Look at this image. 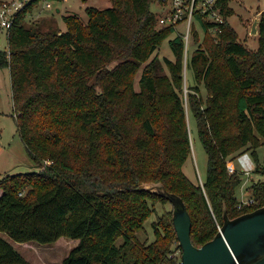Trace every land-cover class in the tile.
<instances>
[{
  "label": "trees",
  "instance_id": "obj_1",
  "mask_svg": "<svg viewBox=\"0 0 264 264\" xmlns=\"http://www.w3.org/2000/svg\"><path fill=\"white\" fill-rule=\"evenodd\" d=\"M39 1L17 13L8 48L0 49V66L11 69L17 128L36 168L0 181V264H34L1 232L20 242L79 239L62 264H180L171 212L153 222L155 239L138 236L156 204L169 201L145 190L147 182L183 197L197 246L218 233L225 206L236 217L264 205L259 179L252 184L257 203L238 209L243 176L227 166L246 148L258 160L264 144V13L256 50L229 21L231 0L213 5L224 22L197 14L205 46L189 61L197 84L188 103L208 154L200 184L184 171L192 153L182 95L185 41L170 39L174 60L153 56L174 32L157 28V0L90 6L87 22L64 15L66 30L27 23ZM216 26L221 31L212 32Z\"/></svg>",
  "mask_w": 264,
  "mask_h": 264
},
{
  "label": "rangeland",
  "instance_id": "obj_2",
  "mask_svg": "<svg viewBox=\"0 0 264 264\" xmlns=\"http://www.w3.org/2000/svg\"><path fill=\"white\" fill-rule=\"evenodd\" d=\"M22 1L27 4L31 0ZM47 2H51V7L46 5ZM111 5V0H40L35 3L32 12L27 15L26 21L28 24L40 22L45 29L52 27L66 30L67 24L64 20V15L76 14L84 22H87L89 19L87 7L97 6L99 8H106ZM154 6L155 10H158L160 13L162 8L158 0ZM230 6L233 8V14L229 16V21L236 28L239 40L250 49H258L259 31L253 32V25L258 21L257 27L259 30V22L264 13V0H231ZM58 8L61 10L59 11ZM163 26L161 22H157V28H162ZM179 28L180 30L186 29V24H181ZM192 31L189 42L190 56H192L197 47L205 46L204 39L206 36L203 26L196 18H194ZM196 31L198 32L197 35H195ZM178 34L176 32L171 33L155 51L153 56L158 54L162 59L168 57L174 60L175 55L170 46V39ZM8 45L7 30L0 27V49H7ZM140 74L141 70L136 77L135 86L137 89L139 88ZM183 74L184 91L182 95L186 103L188 122L192 129V153L184 164V171L193 181L203 184L208 171V154L199 137L196 120L189 108L188 93L190 86L197 84L193 69L189 63L188 69L184 70ZM199 86L203 96L206 97L207 90L204 84L199 83ZM257 153L258 160L254 155V151L250 148H246L228 158V160L231 159L238 170L253 171L251 176L241 173L243 180L237 188V196L239 198H243L246 188H252L254 181L264 178V144L258 148ZM258 166L261 170H257ZM34 169H36L34 162L30 158L17 128L11 69L9 66H0V181L7 174L25 173ZM166 211L171 212L173 215V204L170 201L156 204V210L147 220L145 228L138 232L141 240L151 241L155 239L153 222ZM1 235L9 240L20 253L34 264H62L65 256L79 242V239L65 236L52 243H41L35 240L20 242L14 240L6 232H1ZM181 253L182 249H176L177 255H181Z\"/></svg>",
  "mask_w": 264,
  "mask_h": 264
},
{
  "label": "water",
  "instance_id": "obj_3",
  "mask_svg": "<svg viewBox=\"0 0 264 264\" xmlns=\"http://www.w3.org/2000/svg\"><path fill=\"white\" fill-rule=\"evenodd\" d=\"M258 21L253 32H258ZM144 189L167 198L173 204V224L181 246L180 264H264V205L230 217L224 209V223L203 245L192 240V217L183 197L169 191L162 182H147Z\"/></svg>",
  "mask_w": 264,
  "mask_h": 264
},
{
  "label": "built area",
  "instance_id": "obj_4",
  "mask_svg": "<svg viewBox=\"0 0 264 264\" xmlns=\"http://www.w3.org/2000/svg\"><path fill=\"white\" fill-rule=\"evenodd\" d=\"M216 0H158L161 5V12H157V18L159 23L165 26H172L174 32L179 33L178 35L182 36L185 41V50H184V70L188 69V63L191 58L189 54V42L191 38V33L194 18L197 21H201L198 17V13H201L205 19L213 20L217 22H224V17L221 15L219 9L214 8V2ZM48 7H51V2H47ZM26 3L22 0H0V27L9 30L16 20L17 13L20 12ZM158 9V8H157ZM186 24V29H181L179 26L181 24ZM202 25V24H201ZM212 32L221 31L219 26L211 27ZM228 170L231 173H243L248 176H251L253 171L247 170H238L231 159L227 163ZM264 179V178H260ZM243 192V191H242ZM257 200L252 195V188H246L244 191L243 198H239L238 209H242L246 205L256 204Z\"/></svg>",
  "mask_w": 264,
  "mask_h": 264
},
{
  "label": "crops",
  "instance_id": "obj_5",
  "mask_svg": "<svg viewBox=\"0 0 264 264\" xmlns=\"http://www.w3.org/2000/svg\"><path fill=\"white\" fill-rule=\"evenodd\" d=\"M58 10L60 11L61 9L58 8ZM8 48V47H7ZM2 190L0 189V194H1Z\"/></svg>",
  "mask_w": 264,
  "mask_h": 264
}]
</instances>
